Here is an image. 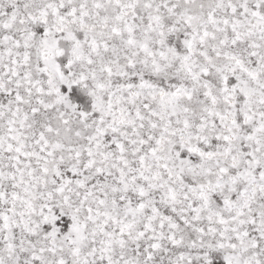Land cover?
Returning a JSON list of instances; mask_svg holds the SVG:
<instances>
[{
    "label": "snow or ice",
    "instance_id": "6c2138e0",
    "mask_svg": "<svg viewBox=\"0 0 264 264\" xmlns=\"http://www.w3.org/2000/svg\"><path fill=\"white\" fill-rule=\"evenodd\" d=\"M0 264H264V0H0Z\"/></svg>",
    "mask_w": 264,
    "mask_h": 264
}]
</instances>
